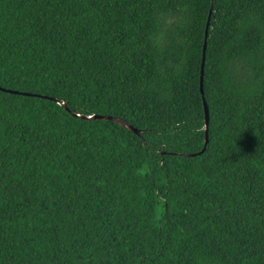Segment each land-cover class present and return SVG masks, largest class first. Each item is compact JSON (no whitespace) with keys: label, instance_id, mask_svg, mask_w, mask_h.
<instances>
[{"label":"trees","instance_id":"1","mask_svg":"<svg viewBox=\"0 0 264 264\" xmlns=\"http://www.w3.org/2000/svg\"><path fill=\"white\" fill-rule=\"evenodd\" d=\"M0 264H264V0H0Z\"/></svg>","mask_w":264,"mask_h":264},{"label":"water","instance_id":"2","mask_svg":"<svg viewBox=\"0 0 264 264\" xmlns=\"http://www.w3.org/2000/svg\"><path fill=\"white\" fill-rule=\"evenodd\" d=\"M211 10H212V7H210V9H209L208 20H207L206 27H205L203 53H202V60H201V65H200V91H201V93H202L203 67H204V60H205L204 57H205V50H206V38H207V30H208V24H209L208 22H209ZM203 107H204V114H205V131L207 132L209 116H208V106H207L205 100H203ZM94 117H98V116H88L87 118H94ZM122 123L124 125H126V123H124V122H122ZM206 139H207V134L205 136V141H206Z\"/></svg>","mask_w":264,"mask_h":264}]
</instances>
